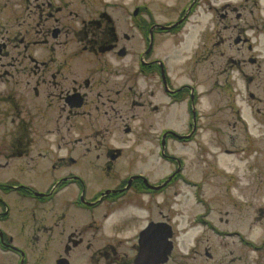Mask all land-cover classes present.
<instances>
[{
	"label": "flooded vegetation",
	"instance_id": "obj_1",
	"mask_svg": "<svg viewBox=\"0 0 264 264\" xmlns=\"http://www.w3.org/2000/svg\"><path fill=\"white\" fill-rule=\"evenodd\" d=\"M249 1L218 7L214 0H188L178 21L169 23L155 20L151 3L128 7L120 0H0V172L16 166L29 176L38 173L40 160L47 155L38 145L36 125L47 128L60 148L67 147L64 156L55 157L44 169L63 171V175L43 191L34 183L0 177V264L33 263L21 243L27 242L31 254L39 251L40 221L46 231L45 249H58L54 264L63 260L66 264H155L159 260L155 255L172 242L167 262L159 263L171 264L176 244L175 230L168 221H154L148 215L142 229L131 231L139 222L136 215L129 214L119 221L127 226L125 230L106 233L93 219L100 210L106 219L128 207L146 210L152 199L183 180L181 166L154 185L142 174L115 188L105 189L104 181L118 177L113 170L123 156V150L115 145H120L119 138H131L141 151L152 155L160 148L167 163L181 164L168 148L170 143L191 141L200 126L205 95L200 90L202 79L212 86L206 93L215 90L219 79L226 81L223 88L245 92L251 98L261 92L264 126V20L261 24L243 23ZM258 8L254 0L251 13ZM201 10L214 27L208 24L199 32L196 46L174 70L168 48L164 52L162 46L172 33L185 31L182 35L187 36L186 25ZM218 14L228 24L219 29L223 38L216 41L214 37L213 41ZM205 44L212 46L209 56L203 52ZM225 44L229 54L217 52L218 46ZM203 61L209 63V70H203ZM178 109H183V115ZM182 120L188 125L187 132L169 129V122L176 125ZM144 144L150 147L145 150ZM78 148L81 155L76 154ZM82 167L87 176L65 172ZM73 186L80 188L79 194L65 198ZM91 186L97 188L88 195ZM10 197L16 198L17 207L22 200L33 201L28 220L34 226L27 236L25 227L17 233L6 227L16 209ZM57 201L59 205H55ZM76 209L82 210L80 216L93 220L92 224L84 230L65 229L64 223ZM129 221L137 224L128 227ZM46 222L51 228L45 227ZM152 223L171 227L172 237L164 239L169 232L164 227L146 232ZM59 225L63 229L58 236L55 228ZM211 225L221 238L239 234ZM241 245L256 250L261 258V246L243 238ZM244 249L237 255L231 251L224 264H249ZM206 257L211 254L207 252Z\"/></svg>",
	"mask_w": 264,
	"mask_h": 264
},
{
	"label": "rangeland",
	"instance_id": "obj_2",
	"mask_svg": "<svg viewBox=\"0 0 264 264\" xmlns=\"http://www.w3.org/2000/svg\"><path fill=\"white\" fill-rule=\"evenodd\" d=\"M255 1L260 9H255L252 14L251 7L254 6V0L249 1V14L243 21L246 25L248 23L261 24L264 20V0ZM214 2L220 7L229 2L237 4L241 0H214ZM120 3L128 7H133L134 4L151 3L149 5L152 6L156 21L173 23L178 21L179 14L186 8L188 0H120ZM216 21L218 37L215 33L216 36L212 34L213 41L214 37L216 41L223 38L219 29L223 28V24H228V20L223 19L220 14L216 16ZM243 23L240 24L244 25ZM207 25L212 29L214 27L209 16L204 15L201 10L186 25L187 36L182 35L185 31L175 32L169 36L167 42H164L163 51L165 52V49L168 48L167 56L170 66L174 70L179 62L189 54L190 49L196 46L197 35L201 30L206 29ZM252 33L250 30L249 35ZM223 35L226 36V33L223 32ZM210 45H203L205 56L210 55L212 48ZM216 50L217 52L225 50V54H229L228 44L218 46ZM261 55H263L262 47ZM208 61L210 62V60ZM208 67L209 63L203 61V70H209ZM202 81L200 90L205 92V95L202 97L200 106V126L194 138L182 144L178 142L169 144L168 151L178 156L181 164L167 163L161 155L160 148L159 151L156 149L155 154L152 155L141 151L131 138H119L117 142L120 145H115L123 150V156L118 162L116 170H113L118 172V177L112 181H104V187L105 189L115 188L131 176L138 174L145 175L154 185L168 174L178 170L180 166L183 180L174 188H170L167 193L152 199L150 207L146 210L140 211L138 208L128 209V207L125 210L113 212L108 219L104 217V210H100L93 220L100 222V226L106 233L111 230H125L127 226H123L120 222L129 214L136 215L139 222L138 224L132 221L127 223L128 227L138 225L137 228H135L136 226L132 229L129 228L131 231L142 229L148 223L146 220L148 215L154 221H168L175 230L176 244L171 264H224L227 260L226 255L231 251L237 255L241 252V248H245L246 263L259 264L257 262H260V264H264V165L262 166L264 126L261 125V92H256L255 98H251L245 92L237 93L223 88L226 81L219 79L215 90L206 93L212 86L209 85V80L202 79ZM177 83L180 81L178 80ZM181 110L183 109H178L183 115ZM170 113L172 114V112ZM178 122L176 125L169 122V129L178 133L189 130L185 120ZM35 130L38 135L36 139L40 141L38 145L47 155L46 158L40 160L38 173L35 172L29 176L28 171L22 172L16 166H11L6 171L0 172V177L3 179L15 177L25 183H34L39 190L43 191L54 178L57 179L63 175V171L50 170V172H46L44 169L51 166L55 157L64 156L67 153V147L60 148V143L55 144L50 136L51 133L43 125H36ZM75 131L79 132L78 129ZM148 146V144H144L145 150L148 149ZM79 151L82 149H77V155H81L78 153ZM84 163L86 164L87 161ZM65 172L87 176L84 167L67 169ZM95 188L97 187L88 188V195ZM79 189L78 186L71 187L64 197L74 198L79 194ZM10 198L14 199L11 200V204H14L13 209H16L13 211L11 222L6 227L15 233L25 227V236H27L30 227L34 226V223L28 220L33 208V201L22 200L17 207L16 198ZM59 204V201L55 202V205ZM81 211V209L72 211L67 222L63 225L65 229L71 230L77 227L79 230H84L92 224L93 220L80 216ZM111 213L112 211L105 212V215ZM98 215L103 217L99 219ZM193 219L196 222H193ZM43 224V221H40L37 227V230H40L37 233L40 237L39 251L31 254L33 251L28 250L27 242L21 243L22 246H26L25 250L32 255V264H54L55 255L58 252L57 248L45 249L46 231ZM211 224L218 226L220 231L239 234L221 238L210 229ZM63 226L59 225L55 228L56 235H60ZM45 227L51 228L50 223L46 222ZM242 238L256 246H261V258L256 250L241 245ZM245 246L248 245L245 244ZM207 252L211 254V257H206Z\"/></svg>",
	"mask_w": 264,
	"mask_h": 264
},
{
	"label": "water",
	"instance_id": "obj_3",
	"mask_svg": "<svg viewBox=\"0 0 264 264\" xmlns=\"http://www.w3.org/2000/svg\"><path fill=\"white\" fill-rule=\"evenodd\" d=\"M158 227L168 228L169 232H168V234L165 235V238H164L165 240H168L169 238L172 237L171 227H169V226H167V225H165V224H155V223H152V224L148 227V229H147L146 232H150V233L154 232V233H155V231H156V229H157ZM169 244H170V245H169V248H167L165 251H163V250L160 251L159 256L155 255V258H156V257H159V260H158L155 264H159V263H165V262H167L168 255H170V254H171V251H172V242H170ZM160 257H161V258H160ZM162 258H163V259H162ZM66 262H67L66 260H63V261H60L59 264H66Z\"/></svg>",
	"mask_w": 264,
	"mask_h": 264
}]
</instances>
